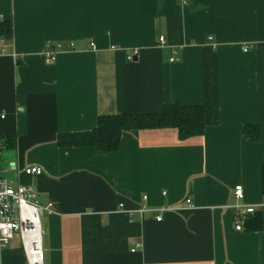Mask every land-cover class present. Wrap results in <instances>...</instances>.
Segmentation results:
<instances>
[{
  "label": "crops",
  "instance_id": "1",
  "mask_svg": "<svg viewBox=\"0 0 264 264\" xmlns=\"http://www.w3.org/2000/svg\"><path fill=\"white\" fill-rule=\"evenodd\" d=\"M169 103L202 106L204 134L126 132L112 153L57 144ZM0 140V177L55 206L44 264H264V0H0ZM237 203L261 231L249 216L235 229ZM0 264H27L18 236Z\"/></svg>",
  "mask_w": 264,
  "mask_h": 264
},
{
  "label": "trees",
  "instance_id": "2",
  "mask_svg": "<svg viewBox=\"0 0 264 264\" xmlns=\"http://www.w3.org/2000/svg\"><path fill=\"white\" fill-rule=\"evenodd\" d=\"M8 28L6 32H10ZM176 130L180 141L199 138L205 132V113L202 106H182L169 103L155 113L122 114L100 116L97 125L90 131L60 134L57 139L59 147L93 148L102 153L116 152L120 148L122 135L131 131ZM244 136L258 142L259 126L245 125ZM1 143V140H0ZM1 151V147H0ZM262 184L264 193V166L262 167ZM263 214L249 215L244 227L249 231H261Z\"/></svg>",
  "mask_w": 264,
  "mask_h": 264
},
{
  "label": "built area",
  "instance_id": "3",
  "mask_svg": "<svg viewBox=\"0 0 264 264\" xmlns=\"http://www.w3.org/2000/svg\"><path fill=\"white\" fill-rule=\"evenodd\" d=\"M209 41L212 38H208ZM161 46L165 44L163 38L159 39ZM56 50H62L61 44H55ZM91 47L95 48V43L91 44ZM74 48L73 44L69 45V49ZM248 48L244 47L243 51L247 52ZM56 54L48 52L45 54L46 59L49 62L55 60ZM134 57L129 56V60H133ZM175 59H171L174 62ZM42 173V169L39 167L25 168L24 175L30 177H38ZM243 187L241 185L234 188V198L237 201H241L243 198ZM165 196L166 193L164 192ZM147 197H144L146 199ZM186 202L191 204L192 201L187 199ZM123 207L122 205L120 206ZM232 210L235 215V229L237 231H243V222L247 216L253 215L255 209L253 207L243 206L240 203L233 205ZM169 209H159L160 212L168 211ZM156 210V212H158ZM153 212L148 208L139 210L140 215L144 213ZM55 206L51 203L47 205H41L38 202V192L33 185L19 184L16 187H12L6 178L0 177V249H6L10 242L18 236L21 240V248L24 251L27 264H44V250L42 246V221L43 214L48 216L55 215ZM162 217L158 216L156 221H161Z\"/></svg>",
  "mask_w": 264,
  "mask_h": 264
}]
</instances>
